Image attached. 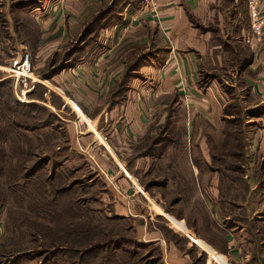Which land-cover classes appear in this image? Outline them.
Returning <instances> with one entry per match:
<instances>
[{
  "label": "rangeland",
  "instance_id": "obj_1",
  "mask_svg": "<svg viewBox=\"0 0 264 264\" xmlns=\"http://www.w3.org/2000/svg\"><path fill=\"white\" fill-rule=\"evenodd\" d=\"M129 2L0 0V264H122L118 255L135 246L110 191L123 192L111 167L130 168L114 151L122 146L116 135L139 113L156 133L190 134V127L179 107L165 104L173 98L160 91L163 75H154L162 38L115 28ZM114 39L115 54L101 60ZM257 125L236 123L243 132ZM199 126L208 127L203 119ZM253 160L247 171L221 170L220 200L250 224L252 257L264 264V160ZM133 249L137 263H160L152 244Z\"/></svg>",
  "mask_w": 264,
  "mask_h": 264
},
{
  "label": "crops",
  "instance_id": "obj_2",
  "mask_svg": "<svg viewBox=\"0 0 264 264\" xmlns=\"http://www.w3.org/2000/svg\"><path fill=\"white\" fill-rule=\"evenodd\" d=\"M248 1L160 0V12L153 14L141 0H130L116 23L120 31L146 29L144 36L162 38L153 49L154 75H163L160 91L173 98L165 104L179 107L190 127V134L156 133L139 113L125 118L130 124L116 135L122 146L114 143V151L130 168L111 167L123 192L110 191L115 214L130 222L135 236L131 251L118 255L122 264H138L133 248L148 244L161 253L157 264H257L250 224L223 211L220 200L221 170L247 171L245 161L264 160V25L254 32ZM258 1L264 15V0ZM119 43L114 39L113 48L100 51L101 60L113 56ZM154 89L149 85L148 91ZM200 119L208 127L198 128ZM239 121L260 127L238 131ZM99 146L113 157L110 145ZM209 171L215 176L207 177ZM259 221L258 234L264 235V218ZM23 254L15 261L21 263Z\"/></svg>",
  "mask_w": 264,
  "mask_h": 264
},
{
  "label": "built area",
  "instance_id": "obj_3",
  "mask_svg": "<svg viewBox=\"0 0 264 264\" xmlns=\"http://www.w3.org/2000/svg\"><path fill=\"white\" fill-rule=\"evenodd\" d=\"M142 8L153 14H158L160 12V0H141ZM249 13L252 21L253 30L261 31L264 25V15L260 12V3L258 0H249L248 1ZM251 42L252 40H249ZM23 61V60H22ZM17 65V67L26 66L29 62L28 58L23 62ZM30 67V66H29ZM21 80L27 81V78L22 77Z\"/></svg>",
  "mask_w": 264,
  "mask_h": 264
},
{
  "label": "trees",
  "instance_id": "obj_4",
  "mask_svg": "<svg viewBox=\"0 0 264 264\" xmlns=\"http://www.w3.org/2000/svg\"><path fill=\"white\" fill-rule=\"evenodd\" d=\"M225 158H226V157H225ZM230 166H231V167H234V166H232V165H230ZM231 167H230V168H231ZM136 262H137V261H136ZM138 264H140V263H138Z\"/></svg>",
  "mask_w": 264,
  "mask_h": 264
}]
</instances>
